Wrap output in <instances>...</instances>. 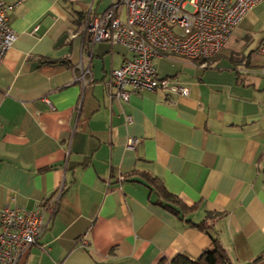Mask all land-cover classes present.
Instances as JSON below:
<instances>
[{"label": "crops", "instance_id": "0c3cea01", "mask_svg": "<svg viewBox=\"0 0 264 264\" xmlns=\"http://www.w3.org/2000/svg\"><path fill=\"white\" fill-rule=\"evenodd\" d=\"M4 1L15 39L0 64V207L38 208L44 223L16 264L197 257L211 243L203 220L230 264H264V55L240 58L255 34L256 48L264 38V0L205 65L153 58L157 76L186 96L144 90L127 100L106 82L130 50L83 32L85 15L113 0ZM147 177L195 208L172 212ZM56 195L53 211L42 201Z\"/></svg>", "mask_w": 264, "mask_h": 264}, {"label": "built area", "instance_id": "2783aa9c", "mask_svg": "<svg viewBox=\"0 0 264 264\" xmlns=\"http://www.w3.org/2000/svg\"><path fill=\"white\" fill-rule=\"evenodd\" d=\"M22 1V0H17ZM260 0H113L102 12L86 14L83 32L89 42L107 41L126 46L131 56L112 69L107 93L127 100L132 93L161 90L186 96L188 87L170 77H158L153 58L178 55L205 65L215 56L239 20ZM8 5L0 0V64L15 39L7 18ZM36 27L33 29L35 31ZM258 51L264 55V38ZM264 73V62L260 67ZM84 72L76 78L86 83ZM131 145L136 140H130ZM60 191L58 193V196ZM58 196L43 200L56 209ZM44 229L40 209L0 207V264H16Z\"/></svg>", "mask_w": 264, "mask_h": 264}, {"label": "trees", "instance_id": "16d2710c", "mask_svg": "<svg viewBox=\"0 0 264 264\" xmlns=\"http://www.w3.org/2000/svg\"><path fill=\"white\" fill-rule=\"evenodd\" d=\"M212 58H214V56L209 58L207 62ZM146 180L148 186L151 189L155 188V191L159 193L158 195L163 197L165 201L164 204L168 206L172 212L178 213L181 216L182 213L186 214L195 208V205L189 207L182 203L176 195L169 193L164 186H160L157 178L147 177ZM196 226L209 234L211 239L209 247L204 249L197 257H190L184 253H178L171 258L170 261L167 262L162 259L158 261L157 264H230V259L215 234L213 224L203 220L202 222L197 223Z\"/></svg>", "mask_w": 264, "mask_h": 264}, {"label": "rangeland", "instance_id": "374dc122", "mask_svg": "<svg viewBox=\"0 0 264 264\" xmlns=\"http://www.w3.org/2000/svg\"><path fill=\"white\" fill-rule=\"evenodd\" d=\"M256 38L255 39H253L252 41H248V42H250L248 45H250L248 48H247V52H243L241 55H240V58L242 57V55L243 56H245V55H247V57H248V55H249V53L252 55L251 56V60H252V62H255V61H258V56H260L259 54H258V51H257V49L258 48H256V46H257V44H258V41H259V39L261 38V35L260 34H255L254 35ZM247 42V43H248ZM260 43V42H259ZM259 46V45H258ZM245 59V58H244Z\"/></svg>", "mask_w": 264, "mask_h": 264}]
</instances>
